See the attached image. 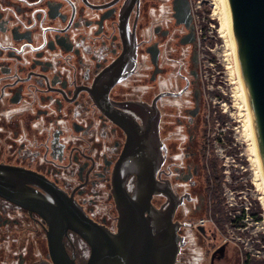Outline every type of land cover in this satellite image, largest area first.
<instances>
[{
    "label": "flooded vegetation",
    "instance_id": "obj_1",
    "mask_svg": "<svg viewBox=\"0 0 264 264\" xmlns=\"http://www.w3.org/2000/svg\"><path fill=\"white\" fill-rule=\"evenodd\" d=\"M209 13L202 0H0V164L28 171L40 192L58 188L114 232L115 184L133 195L145 165L153 205H175V264H247L244 246L216 244L229 228L212 214L223 123L221 94L204 77ZM49 230L40 212L0 194V264H56ZM61 240L87 262L77 231Z\"/></svg>",
    "mask_w": 264,
    "mask_h": 264
},
{
    "label": "water",
    "instance_id": "obj_2",
    "mask_svg": "<svg viewBox=\"0 0 264 264\" xmlns=\"http://www.w3.org/2000/svg\"><path fill=\"white\" fill-rule=\"evenodd\" d=\"M225 4L264 168V0H225ZM130 150L124 153V161L131 157ZM142 168L133 195L120 178L115 184L120 211L117 232L99 225L58 188L42 185L47 191L43 193L29 186L33 175L28 171L0 164V194L48 219L50 249L56 264H78L61 240L69 228L91 247L85 264H175L181 239L178 224L173 221L175 205L166 210L153 205L151 199L158 188L150 181L151 171L145 165Z\"/></svg>",
    "mask_w": 264,
    "mask_h": 264
},
{
    "label": "rangeland",
    "instance_id": "obj_3",
    "mask_svg": "<svg viewBox=\"0 0 264 264\" xmlns=\"http://www.w3.org/2000/svg\"><path fill=\"white\" fill-rule=\"evenodd\" d=\"M202 1L207 2L210 7L207 35L214 40L211 50L213 56H205L207 70L204 71V77L209 81V87L217 89L221 94L213 97V103L219 106L220 121L221 115H224L225 120L221 122L223 125L218 123L215 130L223 133V139L216 142L213 158L219 162L218 168L222 169L223 206L229 214L233 211L231 208H236L233 216L241 217L238 226L227 223V236L219 238L216 244L228 238L231 250L237 249L238 245L244 246L254 264H264V175L249 121L246 90L244 93L238 56L228 25L224 0ZM211 225L214 228L218 226ZM199 242L193 239L190 244L192 247L196 245L193 249L195 260L202 252ZM208 242L205 239V243Z\"/></svg>",
    "mask_w": 264,
    "mask_h": 264
},
{
    "label": "trees",
    "instance_id": "obj_4",
    "mask_svg": "<svg viewBox=\"0 0 264 264\" xmlns=\"http://www.w3.org/2000/svg\"><path fill=\"white\" fill-rule=\"evenodd\" d=\"M212 44H214V40L211 42ZM224 116V115H223ZM221 115V119L224 122V117ZM220 117V116H219ZM219 162L215 161L214 163V169L215 172L217 174V182L215 185V190L213 193V197H212V214L215 217V221L217 223V225L222 228L223 230H226L228 227L226 226L227 223H231L234 226H238L240 224L239 219H241L240 216H233V211L236 210V208H231L233 211L231 214H229L228 210H225V207L223 206V202H224V197H222V185H223V174H222V169L219 167ZM243 212L244 208H243ZM244 215V213L242 214ZM257 214H255L256 216ZM239 217V218H238ZM256 217H260V216H256ZM245 259L248 260L247 264H254L248 257V254L246 253L245 256L243 257Z\"/></svg>",
    "mask_w": 264,
    "mask_h": 264
},
{
    "label": "bare ground",
    "instance_id": "obj_5",
    "mask_svg": "<svg viewBox=\"0 0 264 264\" xmlns=\"http://www.w3.org/2000/svg\"><path fill=\"white\" fill-rule=\"evenodd\" d=\"M224 5H225V10H226V15H227V19H228V25H229V29H230V32H231V36H232V39H233V42H234V46L236 48V44H235V39H234V34H233V30H232V26H231V22H230V19H229V16H228V11H227V7H226V4H225V0H224ZM236 53H237V48H236ZM237 56H238V53H237ZM239 62V60H238ZM239 70H240V64H239ZM240 76H241V81H242V86L244 88V93H245V90H246V87H245V84H244V79H243V76H242V73H241V70H240ZM247 94V91L245 93V97H246V101H247V107H248V113H249V121L252 125V122H251V114H250V104H249V100H247L248 98V95ZM253 128V127H252ZM254 134V132H253ZM254 142H255V145H256V148H257V155L260 156V152H259V149H258V144H257V141H256V138H255V135H254ZM260 158V165L262 167V173L264 175V168H263V164H262V159H261V156L259 157Z\"/></svg>",
    "mask_w": 264,
    "mask_h": 264
}]
</instances>
